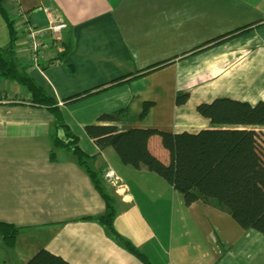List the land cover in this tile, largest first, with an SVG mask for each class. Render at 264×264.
<instances>
[{
  "label": "crops",
  "instance_id": "1",
  "mask_svg": "<svg viewBox=\"0 0 264 264\" xmlns=\"http://www.w3.org/2000/svg\"><path fill=\"white\" fill-rule=\"evenodd\" d=\"M2 4L15 26L18 68L25 72L36 68L25 62L18 14L41 26L49 7L66 22L61 40L41 59L37 72L44 80L34 81L54 96L82 151L96 156L92 166L119 185L114 227L120 234L153 264H264V234L242 228L228 213L199 200L186 205L182 193L159 174L124 164L111 146L99 150L84 130L99 114L123 110L119 131L197 132L210 127L197 112L198 103L217 97L264 101V0ZM8 40L0 15V47ZM116 79L120 82L108 86ZM101 86L108 87L62 101ZM181 92H188V99L176 104ZM29 99L18 82L0 76V221L18 228L11 247L0 244V264H23L41 248L72 264H143L98 222L80 220L104 213V200L67 151L55 149L50 159L57 132L53 117ZM148 149L169 162L159 135L149 138Z\"/></svg>",
  "mask_w": 264,
  "mask_h": 264
},
{
  "label": "trees",
  "instance_id": "2",
  "mask_svg": "<svg viewBox=\"0 0 264 264\" xmlns=\"http://www.w3.org/2000/svg\"><path fill=\"white\" fill-rule=\"evenodd\" d=\"M0 15L6 23L9 36L7 44L0 47V76L18 82L30 92L31 105L45 107L51 113L58 133L55 132L51 138L50 159H55V149L67 151L70 159L85 170L104 200V213L84 216L80 220L98 222L114 242L143 264H153L145 253L114 227L115 200L104 187L102 170L92 166L96 156H88L79 147L78 137L62 120L60 106L54 96L24 70L18 69L14 50L15 26L3 7L2 0ZM64 51H61L60 58ZM118 82L120 80L116 79L108 86ZM104 88L94 87L70 95L62 101L64 104L70 103ZM188 96V92L177 94L176 104L186 102ZM148 106L146 104L143 108L141 116L146 114ZM196 110L201 116L208 118L210 127L197 132H167L153 128L119 131L116 121L123 113L120 110L116 113L99 114L94 122L84 126V130L99 150L111 146L124 164L159 174L182 193L186 205L199 200L228 213L242 228L255 229L264 234V203L259 207H252L248 199L242 196L244 191H250L249 186L252 189L259 188L257 191H264V182H252L256 178L261 181L264 177V172L258 167V164L262 166L261 162H264V101L251 104L229 97H217L209 102L198 103ZM155 134L160 136L162 146L169 152V162L166 164L148 149L149 138ZM17 233L16 226L0 221V244L5 248L14 244ZM23 264L72 263L41 248Z\"/></svg>",
  "mask_w": 264,
  "mask_h": 264
},
{
  "label": "built area",
  "instance_id": "3",
  "mask_svg": "<svg viewBox=\"0 0 264 264\" xmlns=\"http://www.w3.org/2000/svg\"><path fill=\"white\" fill-rule=\"evenodd\" d=\"M47 16L45 25L31 22L26 13L20 12L16 21V29L24 40L26 61L33 68H40L44 52L61 40V32L66 27L62 17H56L52 8H44ZM40 70V69H39Z\"/></svg>",
  "mask_w": 264,
  "mask_h": 264
},
{
  "label": "rangeland",
  "instance_id": "4",
  "mask_svg": "<svg viewBox=\"0 0 264 264\" xmlns=\"http://www.w3.org/2000/svg\"><path fill=\"white\" fill-rule=\"evenodd\" d=\"M25 62L27 63V61H25ZM40 66H42V64ZM18 69L22 70V68H18ZM37 71L40 72V70L37 69V68L35 69V71L32 70V69H28L27 68L25 73L30 75L31 77H34L35 81L41 82V80L43 81L44 78ZM45 73L48 74L47 72H45ZM262 130L264 131V128H262ZM261 163H262V166L258 164V167H259L260 170H262L264 172V162H261ZM97 169H99V168H97ZM100 170H102V178H103V182H104V187L114 197V200H115L116 199L115 198L116 190L119 187V185L114 180L110 179L106 175V173L103 171V169H100ZM256 179L254 181H252V182H255V184L257 182L259 184H263L264 177L262 178L261 181L256 180ZM238 182L241 185L239 180H238ZM255 186H257V185H255ZM249 190L250 191H244V194L242 196H244L245 198L248 199V201L250 202V205L252 207H259V205H262L264 203V191H262V190L261 191H257V190H259V188L255 187V189H252L250 186H249Z\"/></svg>",
  "mask_w": 264,
  "mask_h": 264
}]
</instances>
